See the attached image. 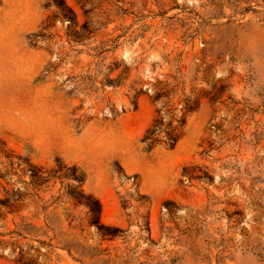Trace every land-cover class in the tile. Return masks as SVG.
<instances>
[{
    "label": "rangeland",
    "instance_id": "obj_1",
    "mask_svg": "<svg viewBox=\"0 0 264 264\" xmlns=\"http://www.w3.org/2000/svg\"><path fill=\"white\" fill-rule=\"evenodd\" d=\"M10 158L76 165L122 232ZM5 197L0 231L33 230L0 235V264H264V0H0Z\"/></svg>",
    "mask_w": 264,
    "mask_h": 264
},
{
    "label": "trees",
    "instance_id": "obj_2",
    "mask_svg": "<svg viewBox=\"0 0 264 264\" xmlns=\"http://www.w3.org/2000/svg\"><path fill=\"white\" fill-rule=\"evenodd\" d=\"M65 6V5H64ZM61 10L63 11V14L65 17L70 18L72 21L73 18L69 15L67 11H65V7H61ZM71 11V10H70ZM84 29H87V24L85 23L83 25ZM160 111V110H159ZM166 126L164 116L156 118L154 121V124L151 128H149L143 138L148 144L153 143L156 140V136L159 132L162 131V129ZM168 138L167 140L170 142V144L173 146L175 145L179 138L181 137V133L178 132V127H174L171 132H168ZM14 158V157H13ZM13 158H10V163L14 167L15 164L23 165L27 164L28 168H26L24 171L30 172L31 177V184H33L35 187L40 186L43 183L49 181L50 177H52L55 174H52L51 172H55L63 176L64 178L73 179L77 184L75 185H68L70 187V190L68 191V196L71 200L74 201V204L76 206H82L86 209L87 214L89 215V223L90 225H95L98 229V231L103 236H109L110 238L116 237L120 232H122V229L116 226H110L106 225L101 221V213H102V203L101 201L94 196L92 193H87L83 189V183L85 181V175L83 173L79 172V169L76 165L73 166H67V165H59L58 168L53 169L50 172H47L46 175H44V170L42 167L33 164L29 160H25L22 162H16ZM16 195L18 196V199H23L25 196L24 193L16 192ZM13 204L10 202V199L8 197H5L0 200V221L4 220L6 217L5 209L11 210V207ZM47 206H43V209L45 210ZM75 219V217H72V221ZM33 227L28 224H20L18 225V229L9 230L6 232L0 231V235L6 236V235H12L16 234L19 237H27L25 232L32 233ZM43 242V241H42ZM12 245H14V242H12ZM63 248H65L71 255H74V251H76L77 254H79V257H81L84 253L85 246L81 244L66 242L63 245ZM21 255L14 260V264H40V257L30 255L26 256L24 253V249H21ZM92 257H94L92 255Z\"/></svg>",
    "mask_w": 264,
    "mask_h": 264
}]
</instances>
